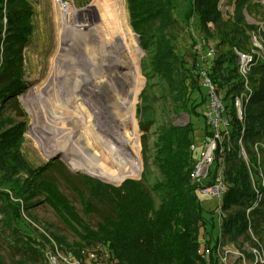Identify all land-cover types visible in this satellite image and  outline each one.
I'll list each match as a JSON object with an SVG mask.
<instances>
[{
	"label": "trees",
	"instance_id": "1",
	"mask_svg": "<svg viewBox=\"0 0 264 264\" xmlns=\"http://www.w3.org/2000/svg\"><path fill=\"white\" fill-rule=\"evenodd\" d=\"M220 2L190 0L188 15L197 17L205 36L216 38L217 45L221 47L217 54L202 58V61L210 62L209 78L216 91H223L228 97L226 108L230 115L232 146L225 156L228 190L223 200L227 214L223 219L222 236L230 242L248 237L247 242L260 246L264 251V189L260 190L263 195L258 205L249 215L246 214L256 196L250 172L254 179L259 174V167L264 173V61L254 59L245 81L238 71L235 52V49L248 51L251 48L249 32H257L259 26L245 22L243 10L251 9V6L248 7L250 0H236L234 13L226 20L222 16ZM127 8L132 29L139 35L141 44L146 45L150 44L152 37L146 33L145 26L160 19L170 20L174 3L173 0H127ZM33 16L31 0H0V106L7 102L15 104L23 117L26 114L20 108L17 96L26 84L24 50L33 36ZM211 27H214L213 31ZM261 39L264 49V34ZM153 63V73L164 78L161 87L169 94L170 100L179 110L185 108L190 117L202 116L205 135H209L205 116L201 112L206 103L203 88L192 85L188 90L172 50L157 52ZM192 93H197V97L192 98ZM161 95L166 96L165 93ZM241 95L249 96L243 122L237 118L234 105L235 98ZM26 125L24 120L13 126L5 136L4 131L0 133L1 176L13 177L25 173L28 178L22 181L28 186L38 180L39 190L47 193L48 201L59 210L60 216L65 220L70 218L82 227L71 207L57 193L52 180L41 177L45 168L35 170L22 157L20 149ZM193 130L191 122L184 126L169 124L162 127V138L153 152L159 159L157 171L161 180L154 183L153 188L151 185L143 187L135 180H125L120 187H113L82 177L89 196L106 201L113 208V216H104L97 224V231L82 227V239L86 245H107L110 254V263L107 264H206V259L197 252L204 234L209 236L202 244L211 250L210 264H218L213 250L217 241L214 232L216 218L210 208L203 206L197 185L189 177L196 158L195 153L188 149L195 142ZM8 147L12 148L10 152ZM241 147L248 161L240 155ZM217 165L215 161L210 170L212 175ZM2 184L4 181H1L0 187ZM3 196L4 192L0 191L2 199ZM1 204L0 213L3 214L6 210ZM86 205L90 210L94 209L87 201ZM1 224L25 241L26 251L31 254L25 264H37L39 259L43 260V245L32 242L21 232L18 205L13 211L10 208L8 217L3 218ZM249 228L256 239L254 241L247 233ZM13 260L12 264H22ZM0 264H5L1 258Z\"/></svg>",
	"mask_w": 264,
	"mask_h": 264
},
{
	"label": "rangeland",
	"instance_id": "2",
	"mask_svg": "<svg viewBox=\"0 0 264 264\" xmlns=\"http://www.w3.org/2000/svg\"><path fill=\"white\" fill-rule=\"evenodd\" d=\"M31 1L34 7V31L30 44L24 50L27 69L24 76L25 88L17 96L19 106L26 116L23 117L15 104L8 102L3 104L2 107L0 106V133L4 131L5 136L13 126L24 120L27 122L20 149L22 157L35 170L40 167L45 168L42 170L41 177L52 180L57 193L71 207V211L78 217L82 227L87 229L89 227L93 231H97V224L104 216H113V208L106 201L91 198L82 177H88L113 187H120L125 180H135L141 182L143 187L151 185L153 188L154 183L161 180L157 171L160 165L159 159L153 152L159 146L158 141L162 138L160 131L163 126L169 124L184 126L191 122L194 129L192 136L195 137V142L198 144L205 138L204 118L193 115L190 117L185 108L179 110L168 97L169 94L161 87L165 81L164 78L153 73L155 68L153 59L156 53L161 50H172L176 64L180 66V75L188 90L192 85L200 86L202 89L199 71L210 65L209 61H202V58L208 56L211 48L217 54L221 47L217 45L216 38L205 36L197 17L188 15L190 0H173L174 8L170 20L160 19L148 23L145 26V31L150 33L152 38L150 44L142 45L139 35L131 27L127 0H117L120 3V9L117 12L122 14L130 33L140 47L138 71L143 85L133 107L138 138L133 150L123 135L113 130L110 131L111 125L107 119L109 113H106V120H103L98 127L95 128L91 123V109L95 110V106L102 107L107 104L110 101L108 93L99 89L91 99L87 96V99L84 100L87 102V106L83 104L84 102L80 103L81 100L77 95H71L67 101L63 98L67 89L70 88V86L66 87L68 85V83L66 84L67 71L70 65L84 58L80 49L86 46L85 33L77 32L75 29L82 24L89 25L90 23L82 21V18L80 20L76 18V22L72 21L63 27L61 42L65 52L62 54L64 60L59 62L60 57L57 58V49L61 40L59 39L61 27L56 20L55 13L65 0ZM67 1L74 5L80 13L82 12L81 15L87 14L88 17H92L93 14L87 11H90L93 6V0ZM235 3L236 0H221L220 10L224 20L234 13ZM249 3L248 7L251 6V9L243 10L245 22L259 26L256 34L253 32V35L252 32H249L250 47H252L251 38L253 39V37H256L257 41L262 44L264 0H250ZM2 25L4 26V19ZM211 28L213 31L214 27ZM1 36L4 38V30H2ZM84 60L87 65L91 64L88 58ZM131 91L130 87L124 88L120 101H129ZM203 92L205 94L204 89ZM162 93H165L166 96H162ZM221 94L224 103L227 104L228 97L224 95L223 91ZM191 97H197V93H192ZM59 105L62 107L61 115L57 113ZM81 107L89 115L84 118L88 122H84L78 113V111H82ZM203 109H205V105L202 107ZM60 120L63 125L59 127ZM229 136L231 137L230 134ZM230 137L224 142L231 148L232 138ZM60 142H64V150H67L71 158L75 157V162L84 169L93 167L94 170L97 169L100 172L104 170V175L109 172H113V175H120V173L136 167L138 174L113 183L86 173L82 169L72 168L67 157L61 153L52 154L50 159L45 160L44 155ZM86 142L88 145L90 144L89 148L86 147ZM11 150L12 148L8 147L7 151ZM132 155L135 156V161H132ZM27 178L25 173H18L13 177H7L5 174L3 177L0 174V184L1 181H4L3 186L0 187V191L4 192V200L0 197V203H2V209L6 210L5 213H0L1 260L5 264H12V259L25 264L29 260L28 257H31V254L26 251L25 241L14 236L11 230L4 228L1 224L3 218L8 217L10 208L13 211L18 205L21 232L32 242L43 245L42 249L48 250L56 245L65 251H70L76 257L79 256V259L84 260L86 264L110 263L107 245L102 243L86 245L82 239L84 229L70 218L63 219L59 210L48 201L47 193L39 190L38 180L28 186L25 181H22ZM154 190L155 188L153 192ZM198 195L203 206L211 208L214 201L207 195ZM155 199L156 205H158V199L156 197ZM86 201L91 207L93 206V210L87 207ZM225 240L227 241L226 238ZM247 240L248 237H240L231 242H234L236 248H240L241 241ZM62 244L68 249H65ZM89 253H94L96 259L89 261L87 258ZM40 263L43 264L42 259L37 262V264Z\"/></svg>",
	"mask_w": 264,
	"mask_h": 264
},
{
	"label": "bare ground",
	"instance_id": "3",
	"mask_svg": "<svg viewBox=\"0 0 264 264\" xmlns=\"http://www.w3.org/2000/svg\"><path fill=\"white\" fill-rule=\"evenodd\" d=\"M115 1L93 0V6L90 11H87L93 14L92 17H88L87 14L81 15L82 12L80 13L74 5H60L55 13L56 20L61 27L59 30V39L61 40L57 49V58L60 57L59 62L64 60L62 54L65 49L61 42L63 27L72 21L76 22V18L79 20L82 18V21L90 23L89 25L87 23L82 24L75 29L77 32L85 33L86 46L80 49L84 58L70 65L66 79V84L68 83L66 87L70 86V88L67 89V93L63 95V98L67 101L71 95H77L81 100L80 103H82L87 99V96L91 99L99 89L108 93L110 101L107 104L102 107L100 105L95 106L97 110L91 109V123L95 128L98 127L103 120H106V113H109L107 119L111 125L110 131L113 130L123 135L128 144L132 146L131 149L134 150L138 138L133 107L143 85L138 71L140 47L130 33L122 14H118L120 3L117 0ZM72 50L74 51V49ZM85 58L89 59L90 65L85 63ZM127 87L132 90L130 100L120 101V98H122L121 93ZM82 94L85 95V98ZM83 104L87 106V102ZM61 105L57 108L58 115L62 114ZM81 108L82 111H78V113L81 119L84 120L89 115L84 112L83 107ZM84 122H88V120H84ZM59 123V127L63 125L62 120ZM85 144L89 148L90 144L88 145L87 142ZM63 145L64 142L55 144L44 155L45 160L50 159L52 154L61 153L67 157L72 168L82 169L86 173L113 183H118L125 177H134L138 174L136 167L130 171L122 172L120 175H113V172L104 175V170L100 172L97 169L94 170L93 167L84 169L75 162V157L71 158L69 156ZM134 157L132 155V161H135Z\"/></svg>",
	"mask_w": 264,
	"mask_h": 264
},
{
	"label": "built area",
	"instance_id": "4",
	"mask_svg": "<svg viewBox=\"0 0 264 264\" xmlns=\"http://www.w3.org/2000/svg\"><path fill=\"white\" fill-rule=\"evenodd\" d=\"M63 4L66 5L69 3L65 0ZM251 40L253 41V46L248 51H239L235 49L238 56V71L245 81L247 80V75L254 59L256 58L257 60L260 59L264 61V49L262 44L257 41L256 37H253V39L251 38ZM213 54H216V52L211 48L208 52V56H212ZM209 69L210 65L199 71L201 84L206 95L205 109L201 110V112H203L205 116L209 135H205V138H203L200 143L197 144L193 142L189 146V151L195 153L196 157L189 172V177L197 185L198 194L207 195L209 199L214 201L210 210L213 211L216 218L214 232L217 241L213 250L217 258V263L263 264L264 251L260 246H255L247 241H241L240 248H236L234 242L226 241L222 236L223 219L227 214V211L223 208V200L228 190V182L225 179V156L230 149L229 146L225 145L224 141L230 137V115L227 112L222 94L216 91L214 85L210 81ZM248 97L249 96L244 95L243 97V95H241L236 97L234 101L236 115L241 122L244 121V107L245 103L248 101ZM238 142L241 143L240 140H238ZM240 155L248 161L247 154L242 147ZM215 161L218 162V165L215 173L212 175L210 170ZM250 177L256 196L251 206L246 209L247 215H249L262 199L263 194L260 190L264 189V173L261 167H259V174L255 179L251 172ZM247 233L251 236L253 241L256 240L250 228ZM208 239L209 236L204 234L201 241L205 242ZM203 242H201L197 252L206 259V264H210L209 256L211 250L209 247L203 245ZM42 254L43 264H86L84 260L77 258L70 251H65L56 245L48 250L42 249ZM87 258L89 261L95 260L96 255L94 253H89Z\"/></svg>",
	"mask_w": 264,
	"mask_h": 264
}]
</instances>
